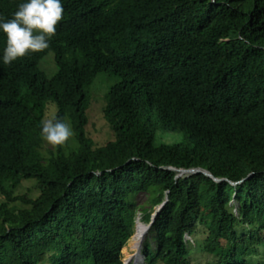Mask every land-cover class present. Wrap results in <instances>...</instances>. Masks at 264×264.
Masks as SVG:
<instances>
[{"label":"trees","instance_id":"obj_1","mask_svg":"<svg viewBox=\"0 0 264 264\" xmlns=\"http://www.w3.org/2000/svg\"><path fill=\"white\" fill-rule=\"evenodd\" d=\"M20 2L0 0V17ZM62 4L47 49L0 63V264H123L137 218L148 224L165 199L146 264H192L195 249L213 257L204 264H254L264 240V0ZM48 53L52 77L38 67ZM99 73L119 80L104 95L112 137L95 144L86 112ZM49 101L72 130L63 145L39 134ZM25 179L37 195L15 193Z\"/></svg>","mask_w":264,"mask_h":264},{"label":"clouds","instance_id":"obj_2","mask_svg":"<svg viewBox=\"0 0 264 264\" xmlns=\"http://www.w3.org/2000/svg\"><path fill=\"white\" fill-rule=\"evenodd\" d=\"M63 11L62 0H21L10 18L0 17V35L4 39L0 63L8 65L30 53L47 49ZM39 134L47 144L57 146L68 140L72 130L62 119H48L41 122ZM186 238L193 242L191 236Z\"/></svg>","mask_w":264,"mask_h":264},{"label":"rangeland","instance_id":"obj_3","mask_svg":"<svg viewBox=\"0 0 264 264\" xmlns=\"http://www.w3.org/2000/svg\"><path fill=\"white\" fill-rule=\"evenodd\" d=\"M38 67L44 72L46 77H52L56 72V65L54 62L53 54L48 53L43 58H41L38 62ZM119 80L117 76L99 73L95 76L93 83L90 89V102L87 108V126L86 130L88 135L94 139L95 144H102L109 140L112 137L110 126L103 116V107L105 105L104 95L106 90L116 83ZM49 107H52L53 112L48 111L46 115V120L52 119L53 115L56 113V106L53 102L49 101L47 104ZM52 113V114H51ZM178 137H173V140H177ZM171 139V140H172ZM169 140V141H171ZM16 194H28L29 196H35L38 194V186L34 179H25L21 182V184L15 190ZM1 199V196H0ZM140 201H143V198H140ZM139 215V214H138ZM145 225V224H144ZM136 229V228H135ZM136 233V232H135ZM131 239V238H130ZM129 239V240H130ZM129 240L125 247L122 249V261L123 264H146L144 257L141 261H136L134 259H130V253L132 252L129 248ZM146 241L150 242L153 245L152 240L148 236ZM194 247V242H191ZM126 249V250H125ZM142 254V253H141ZM254 264H264V240L261 244L257 245V248L250 251L249 254ZM129 257V258H128ZM213 257L210 255L200 252L197 249L191 250L190 253V261L192 264H204ZM43 264H51L50 259H46Z\"/></svg>","mask_w":264,"mask_h":264},{"label":"bare ground","instance_id":"obj_4","mask_svg":"<svg viewBox=\"0 0 264 264\" xmlns=\"http://www.w3.org/2000/svg\"><path fill=\"white\" fill-rule=\"evenodd\" d=\"M143 223H141L140 218H138L135 230L136 233H134V235L129 240V248L132 251L130 253V259H134L136 261H141L143 259L141 253L150 231L149 229H147V225H144Z\"/></svg>","mask_w":264,"mask_h":264},{"label":"water","instance_id":"obj_5","mask_svg":"<svg viewBox=\"0 0 264 264\" xmlns=\"http://www.w3.org/2000/svg\"><path fill=\"white\" fill-rule=\"evenodd\" d=\"M171 169H174V170H177L179 172L178 176L177 177H180L182 176L183 174H186V175H190L192 173H195V172H201L202 170L200 169H196V168H191V169H181V168H173V167H170ZM204 172L205 174H207L208 176H212L211 173L207 172V171H202ZM216 181H221L222 179H219V178H214ZM236 184V183H235ZM167 199H165L156 209L155 211L153 212L152 216H151V219H150V222L147 224V229H151V227L153 226L155 220H156V217L157 215L159 214V212L161 211V209L163 208V206L165 205ZM137 223V222H136ZM137 226V224H136Z\"/></svg>","mask_w":264,"mask_h":264}]
</instances>
